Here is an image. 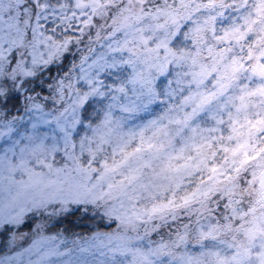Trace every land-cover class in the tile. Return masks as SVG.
Listing matches in <instances>:
<instances>
[{
  "label": "snow or ice",
  "instance_id": "obj_1",
  "mask_svg": "<svg viewBox=\"0 0 264 264\" xmlns=\"http://www.w3.org/2000/svg\"><path fill=\"white\" fill-rule=\"evenodd\" d=\"M110 8L101 0H0V109L21 113L23 106L21 114L0 120V244L6 249L0 264H88L74 259V251H99L106 259L97 264H119V257L126 258V264H201L203 251L196 252L195 246L203 249L206 239L233 231L243 239L233 236L227 245L231 255L212 253L215 264H253L255 242L264 241V213L257 215L256 205L247 211L238 207L242 202L232 198L238 188L236 177L225 176L221 186L217 177L225 174L211 167L208 186L186 192L178 201L176 190L185 170L207 167V158L193 164L194 158H185L183 148L168 151L159 139L162 132L172 143L166 129L158 128L151 137L145 136L143 128L125 130L128 121L157 103L159 79L171 77L173 65L184 64L186 57L172 46L180 38L179 30L156 46L157 60L161 48L167 54L157 66L150 63L153 49L143 28L137 29L135 40L129 39L133 25L145 15L156 18L151 10L143 3L139 13L131 4L116 14ZM184 39H188L186 32ZM136 43L139 49L132 46ZM248 59L256 61L251 71L264 78V55L254 57L249 52ZM192 64L195 67L197 61ZM143 65L148 66L147 74L142 67L138 70ZM231 71L232 78L221 79L218 91L212 93L200 89L213 73L217 75L216 70L200 64L198 71L186 73L192 76L188 88L195 85L197 91L186 96L185 103L196 96L200 103L176 123L188 126L201 115L222 123L218 112L231 104L235 113H228L229 140L235 138L237 144L224 151L231 153L237 174L254 165L253 178L260 177L258 203L264 206V147L256 143V134L264 130V111L252 104L257 110L250 112L247 99L264 96V87L250 92L241 88V95L221 104L239 84L238 74L248 69L244 62H233ZM175 76V83L182 85L181 73ZM172 84L169 78L167 86ZM108 146L111 160L107 156L98 160ZM193 147L199 153V146ZM57 156L62 163L57 164ZM33 160L38 161L39 171ZM217 189L228 193L224 207L231 215L226 212L222 222L205 226L202 220L214 212L207 206L208 197ZM141 192L153 203L144 213L130 217L123 201L138 200ZM165 192L171 193L167 200H157V193ZM178 209H185L188 216L178 217ZM143 214L149 221L155 216L159 223L143 236L120 230L129 224L135 227ZM92 221H97V229L101 222L116 223L117 228L95 230L82 238L78 233L65 235L69 227H91ZM57 225L63 227L49 231ZM22 228L32 233L26 247L19 244L29 235L19 231ZM164 228L174 233V239H161L152 246L151 235ZM255 258L256 264H264V243Z\"/></svg>",
  "mask_w": 264,
  "mask_h": 264
},
{
  "label": "clouds",
  "instance_id": "obj_2",
  "mask_svg": "<svg viewBox=\"0 0 264 264\" xmlns=\"http://www.w3.org/2000/svg\"><path fill=\"white\" fill-rule=\"evenodd\" d=\"M101 2L110 3L112 8L109 11H113L114 14L118 13L121 7L126 8L130 4L135 7L137 13L140 11L141 3H143L146 10H151L156 18L154 19L152 16L145 15L141 22L133 25L130 30L131 35L129 39L130 41L135 40L139 36L137 29L143 28V35L149 40L153 49L150 63L157 66L165 62L167 54L161 48L159 59L157 60L156 46L169 37L171 33L179 30L180 38L173 40L172 46L179 54L186 57L184 64L178 68L175 65L169 68V71L173 73L171 77L158 78L157 90L159 92V99L157 103L151 105L148 111L142 112L125 125L126 131L129 128L134 131H139L140 128H143L146 137L153 136L158 128L162 130L166 129L169 137L172 138V143L170 145L167 143L168 138L164 137L162 132L159 139L165 141V147L168 151L178 152L183 148L185 158L188 156L194 158L191 161L193 164L199 159L207 158V167L202 165L198 169L189 168L185 170L183 182L180 188L176 190L177 200L179 201V197L184 193L190 192L197 187H207L208 178L212 175L208 169L216 167L220 172L225 174L217 177L221 186L226 182L225 176L236 177L235 183L238 185V188L232 198L242 202L238 205L239 208L247 211L249 207L256 205L257 215L264 213V206L258 203L260 177L257 174L255 179L253 178L254 165L250 164L237 174L235 172L236 165L233 163L231 153L224 151L225 147L232 148L237 144L235 138L229 140L232 133L230 128L231 120L228 113L230 111L235 113L232 105L228 104L219 110L218 115L222 120V123L219 124L215 120L208 119L206 115H201L198 120L191 122L188 126L176 123L177 120H183L185 113L191 112L200 103L199 96L185 103V97L197 91L195 85L192 88H188V84L192 82V76H186L185 74L198 71L199 65L204 64V57L211 58L207 65L217 72L211 83H204L200 89L207 93L217 92L221 79L228 82L232 78L231 69L233 62H244L248 69V71L238 74L239 84L235 85L232 91L228 92V96L219 103L223 104L228 97L241 95V88H244L245 92H250L264 87V78L255 75L251 71L252 66L256 63L255 59H248L249 52L254 57L264 55V0H101ZM157 9H159L158 13ZM156 25H161V27L157 28ZM185 32L188 33V39H184ZM250 36L251 39H249ZM132 46L139 49L138 43ZM193 60L197 61L195 67L192 64ZM141 67L147 74L148 66H138V70ZM261 68L264 69V65H261ZM176 72L181 73L179 79L182 81V85L175 83L177 79L175 76ZM152 75L156 76L155 68H152ZM169 78L173 80V84L170 87L167 86ZM242 78H244L243 82H240ZM247 99L250 102V112L257 110L256 107L251 106L252 104L256 105L261 111H264V96L257 94L247 97ZM0 111L4 113L0 115V120H8L21 114L23 106L21 105V113H18L15 109L8 111L6 108L0 109ZM151 120H155L156 124L150 125L148 122ZM194 128L196 129L195 132H193ZM178 132L179 134H177ZM256 135V143L264 147V130L258 132ZM193 145L199 146V153H197ZM104 156H107L111 160V146L106 148L105 152L98 157V160ZM56 160L57 164L62 163L61 156H57ZM33 164L37 165V170L39 171L38 161L33 160ZM170 195V192L157 193V200L166 201ZM208 201L207 206L211 210H214V212L210 211L208 216L202 220L205 226L209 223L222 222L226 212L227 215H231L230 210H226L224 207L228 202V193L226 191L217 189L209 195ZM123 203L127 214L135 218L137 214L144 213L145 209L150 208L153 201L147 193L141 192L138 200L129 201L125 199ZM195 206L198 207L199 205ZM177 216L187 217L188 212L185 209H178ZM194 219L195 217H193ZM98 220L99 217H97ZM97 221H92L91 227H96ZM146 221H149V217L147 214H143L142 218L135 222V227L129 224L126 228L121 226L120 230L127 231L133 237L138 235L143 236L146 229L152 228L156 223H159L155 216H153L151 221ZM184 222L188 223L189 221L185 219ZM235 223L238 226L239 220L237 219ZM103 224V222L99 223V225ZM56 227L59 229L63 226L57 225ZM111 228L115 230L117 224H111ZM233 236L243 239L242 234L233 231L221 235L219 239H206L203 249L199 245H196L194 249L196 252L203 251L201 264H215V257L212 253L217 251L222 255H231V251L227 245L228 243H232ZM150 238L154 242L152 246H155V242L161 239L165 241L174 239V233L168 228H164L162 231L151 235ZM147 239L145 238L144 240L145 247L148 246ZM221 241H224V243H221ZM261 243H264V241L260 239H257L255 242L253 264H256L255 253L260 251ZM192 247L193 243L190 240L189 248L191 249ZM182 251L183 247L179 249L177 255Z\"/></svg>",
  "mask_w": 264,
  "mask_h": 264
},
{
  "label": "rangeland",
  "instance_id": "obj_3",
  "mask_svg": "<svg viewBox=\"0 0 264 264\" xmlns=\"http://www.w3.org/2000/svg\"><path fill=\"white\" fill-rule=\"evenodd\" d=\"M190 23V22H189ZM211 58L210 57H204L203 58V63L204 64H208V61L210 60ZM216 76V73H213L207 80H206V84H210L212 79H214ZM246 78V77H244ZM241 79L240 82H243V79ZM232 89L229 90V92H231ZM224 99V98H222ZM19 231L21 232H24V231H28L29 232V235L26 239H24L22 242H19L20 246L22 247H26L30 242H31V238H32V233L30 231V229L26 228H22L20 229ZM50 232L51 231H55V230H49ZM113 231V230H112ZM111 232V231H110ZM70 246V245H69ZM15 250H18V249H13V251ZM63 250V249H62ZM3 253L0 252V255H2ZM72 257L74 259H79V260H84V261H87L88 264H97L98 261H102V260H105L106 257H104L99 251H95L93 254H88V253H79L78 251H74L73 254H72ZM69 257H63V259H68ZM119 260V264H126V258L124 257H119L118 258Z\"/></svg>",
  "mask_w": 264,
  "mask_h": 264
},
{
  "label": "trees",
  "instance_id": "obj_4",
  "mask_svg": "<svg viewBox=\"0 0 264 264\" xmlns=\"http://www.w3.org/2000/svg\"><path fill=\"white\" fill-rule=\"evenodd\" d=\"M112 224H114V223H112ZM24 229H26V228H24ZM49 230L57 231L58 228H53V229H49ZM95 230H101V231H105V232H110L113 229L111 228V225L105 226V224L99 225L98 229H97V227H87V226L69 227L65 231V235L66 236H72L74 233H78L80 235V237L82 238L85 235H90ZM5 251H6V249L4 248V246L2 244H0V252L4 254Z\"/></svg>",
  "mask_w": 264,
  "mask_h": 264
},
{
  "label": "flooded vegetation",
  "instance_id": "obj_5",
  "mask_svg": "<svg viewBox=\"0 0 264 264\" xmlns=\"http://www.w3.org/2000/svg\"><path fill=\"white\" fill-rule=\"evenodd\" d=\"M249 39H251V36L249 37Z\"/></svg>",
  "mask_w": 264,
  "mask_h": 264
}]
</instances>
